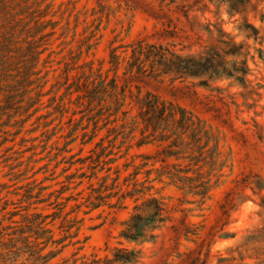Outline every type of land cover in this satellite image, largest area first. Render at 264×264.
Instances as JSON below:
<instances>
[{
    "label": "trees",
    "instance_id": "16d2710c",
    "mask_svg": "<svg viewBox=\"0 0 264 264\" xmlns=\"http://www.w3.org/2000/svg\"><path fill=\"white\" fill-rule=\"evenodd\" d=\"M55 1L0 0V145L10 140L8 136L13 132L8 127L21 131L27 118L39 110L42 98L62 88L64 92L55 98L54 112L64 115L69 103H75V114L81 113L80 119L87 123L84 136L88 138L84 142L92 141L104 127H108V132L96 141L98 149L80 159L84 165L69 174V183L79 179L75 186L57 189L47 196L45 190L49 186L35 179L25 186L20 205L10 207L7 201L0 204V264H131L139 258V252L125 245L115 247L105 257L79 256L78 251L61 256L66 247L85 242L80 237L81 219L72 215L76 209L67 210L69 201L76 197L65 196L64 192L87 180L90 190L82 196L84 200L77 204L78 208L85 205L94 209L104 204L127 208L130 200L133 207L130 217L123 222L121 237L150 239L169 218L167 197L163 193L166 186L172 185L195 196L189 201L202 210L225 174L223 169L232 165V158L222 151L219 133L206 119L153 91L134 92L131 84L122 82L118 72L122 70L131 77L172 79L204 75L200 80L204 86L213 77L230 79L247 96L254 86L248 76L251 66L245 45L218 23L207 28L213 38L206 44L198 41L202 45L198 51L192 50V44L178 47L174 42L145 38L112 44L110 67L104 69L102 64L97 66L88 58L97 43L91 39L100 26L92 19L87 24L94 28L82 39L86 46L80 51L82 55L86 51L87 57L77 66L67 61L56 75L54 89L46 90L49 73L57 70L50 68V56L56 53L53 44L65 30L57 38L55 35L61 18L65 12L73 11L77 0L62 2L59 8ZM228 1H232L231 7L237 12L243 13L255 4L254 0ZM217 7L220 9L219 4ZM226 12L232 14L230 9ZM242 27L252 35H259V29L247 16ZM73 120L71 116L70 121ZM66 137H71L69 144L78 134L72 130ZM148 143L162 146L160 157L133 153L132 160L125 162L124 167L113 165L135 145ZM107 145H118L117 150ZM123 145H127L124 151ZM137 158L141 159L136 163ZM170 158L174 161L169 162ZM157 162L162 163L157 166ZM130 166L133 170L121 179L123 170ZM157 184L163 185L157 187ZM237 187L227 192L221 205L224 225L230 222L232 210L242 198L249 197L247 189L260 194L259 205L264 209L263 173L244 174L237 180ZM223 235L234 236L235 232L227 229ZM230 253V257H221L222 264H234L235 260H239L236 264H249L248 258L264 262V224L253 230L244 243L232 247Z\"/></svg>",
    "mask_w": 264,
    "mask_h": 264
},
{
    "label": "rangeland",
    "instance_id": "374dc122",
    "mask_svg": "<svg viewBox=\"0 0 264 264\" xmlns=\"http://www.w3.org/2000/svg\"><path fill=\"white\" fill-rule=\"evenodd\" d=\"M66 1L56 0V8ZM254 1V8L244 13L237 12L236 8L231 7L232 1L228 0H77L73 11L65 12L55 38L65 30L64 34L55 40L53 47L56 53L50 56V68L57 70L49 73L46 90L54 89L56 75L62 72L67 61L77 66L87 57L86 51L83 55L80 51L86 46L82 39L89 36L94 28L87 24L92 19L100 26L96 36L91 39L97 43L88 58L93 59L97 66L102 64L104 69L110 67L112 44L145 38L149 41L174 42L178 47L192 44V50L198 51L202 48L198 41L206 44L213 38L207 28L219 23L245 45L251 66L248 76L254 87L245 96L240 93L242 88L232 84L230 79L213 77L209 85L204 86L200 83L204 75L184 79L131 77L120 70L118 74L122 82L131 84L134 92L139 89L143 93L153 91L162 98L187 106L206 119L219 133L221 149L232 158V165L223 169L225 174L213 188L211 198L202 210L189 201L195 196L187 195L172 185L166 186L163 193L167 197L169 218L150 239L129 240L121 237L123 222L130 217L133 207L130 200L127 201V208L108 204L94 209L85 205L78 208L77 204L84 200L82 196L90 190L89 183L86 180L77 188L72 187L64 192L65 196L76 197L69 201L67 210L76 209L72 215L81 219L80 237L85 238V242L66 247L61 256H71L78 251L79 256L105 257L115 247L125 245L139 252V258L131 264H222L221 257H230L232 247L244 243L253 230L264 224V209L259 205L260 194L250 189L245 190L249 197L242 198L237 208L232 210L230 222L225 225L221 206L227 192L238 189L237 180L244 174H264V0ZM226 9H230L232 14ZM245 16L259 29V35H252L242 27ZM80 55L82 57L79 59ZM75 73L72 71V74ZM63 92L64 88L56 94L53 91L46 94L39 110L27 118L21 131L8 127L13 132L8 136L10 140L0 145V204L7 201L10 207L20 205L25 186L35 179L49 186L45 190L47 196L57 189L75 186L79 179L69 183V174L84 165L80 159L98 149L96 141L108 132V127H104L92 141L84 142L88 138L84 136V125L87 123L80 119L81 113L75 114L76 104L70 102L64 115L54 112L55 98ZM71 116L75 120L70 121ZM72 130L78 137L68 144L71 137L66 135ZM107 146L116 151L118 145ZM126 146L121 147L123 151ZM161 149L158 143L140 147L135 145L129 154L113 165L124 167L125 162L132 160L133 153L160 157ZM140 159L137 158L136 163ZM168 161L174 160L170 158ZM161 163L157 162L156 165L160 166ZM132 170L133 166L123 170L121 179ZM162 185L157 184V187ZM83 189L84 192L78 194ZM261 193L264 194V188ZM112 201H116V198ZM227 229L235 232V235L224 236L223 232ZM247 260L249 264H264L257 259ZM236 262L239 260H235L234 264Z\"/></svg>",
    "mask_w": 264,
    "mask_h": 264
}]
</instances>
